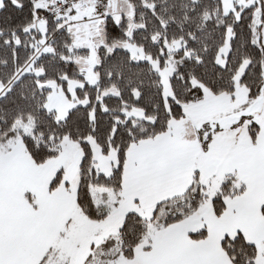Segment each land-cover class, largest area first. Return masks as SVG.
<instances>
[{
	"label": "snow or ice",
	"instance_id": "obj_1",
	"mask_svg": "<svg viewBox=\"0 0 264 264\" xmlns=\"http://www.w3.org/2000/svg\"><path fill=\"white\" fill-rule=\"evenodd\" d=\"M0 264H264V0H0Z\"/></svg>",
	"mask_w": 264,
	"mask_h": 264
}]
</instances>
